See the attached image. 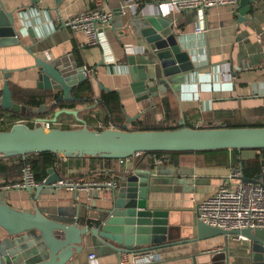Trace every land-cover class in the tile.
<instances>
[{"label": "crops", "instance_id": "1", "mask_svg": "<svg viewBox=\"0 0 264 264\" xmlns=\"http://www.w3.org/2000/svg\"><path fill=\"white\" fill-rule=\"evenodd\" d=\"M0 2L4 11L12 13L15 22L31 31L35 38L32 45V41L23 37V45L30 46V52L20 46L0 48V96L6 73L9 74L8 86L16 94L17 103L25 105L20 92L41 96L47 90L37 87L34 59L51 62L67 57L70 64L92 74L90 79L86 78L92 86V102L72 109L78 112L79 119L89 130L121 129L125 126L127 130L135 131L134 122L147 126H179L180 121L194 128H222L221 118L216 114L227 112L235 114L244 124L264 119V0L253 5L245 16L246 22H239L237 6L180 13L173 11L166 15L161 8L163 16L172 22L173 30L179 36L180 48L191 58L194 70L183 74L182 79L173 84L172 90L157 95L152 100V108L147 101H135L129 87L130 77L123 67L127 55L138 53L136 41L132 37L120 36L114 26L121 24L124 27L128 16L155 11L157 0H106L105 9L114 13L113 24L99 28V42L93 47L86 46L83 34L71 32L62 22L92 9L94 0H63L56 12L53 0ZM143 2V7L137 12V4ZM122 8L125 9L124 14L119 12ZM196 28L206 31L196 34ZM75 53L82 66L78 65ZM105 89L119 96L122 122L118 127L109 123L99 101L100 93H105ZM163 101L170 108L167 118ZM256 109H263V117L254 115ZM55 111L42 118L51 120ZM0 113L5 112L0 110ZM127 119L133 120L128 123ZM55 124L52 129H79L84 126L67 115H60ZM239 156L250 159L255 152L243 151ZM159 159L162 158L140 155L120 163L119 160L87 157L66 161L59 158L54 171L62 179L87 184L115 180L119 175L136 169H152L156 173L158 180L155 190L149 194L148 208L168 212L171 242L181 243L141 255L121 254L127 257L126 264H252L245 241L229 237L226 252H223L225 240L221 237L187 242L195 237L192 201L212 196L224 183L233 184L228 181L235 170L216 166L217 160L211 156L184 155L178 158L177 166L168 164L167 157L165 162L157 164ZM19 179V174L13 172L9 181ZM0 193L4 202L14 209L25 212H32L35 207L61 209L69 216L77 215L80 226H86L88 222L92 224L97 211L106 207L110 199L109 190L103 189H82L77 193L56 189L53 195H40L37 201H33V192L29 194L26 190ZM3 237L0 230V239ZM90 255L94 257L90 259ZM119 257L107 249L83 243L82 250L74 251L64 264H118ZM0 264H4L1 259Z\"/></svg>", "mask_w": 264, "mask_h": 264}, {"label": "water", "instance_id": "2", "mask_svg": "<svg viewBox=\"0 0 264 264\" xmlns=\"http://www.w3.org/2000/svg\"><path fill=\"white\" fill-rule=\"evenodd\" d=\"M55 9L63 0H53ZM259 0H236L239 22H246V15ZM120 14L121 11L119 10ZM116 28V29H115ZM120 36L132 37L138 53L127 55L123 67L130 77V90L136 102L152 100L172 86L182 75L194 70L191 58L182 51L179 36L172 22L163 16L159 6L155 11L138 16H128L124 27L114 26ZM34 45L31 31L15 22L12 13L4 11L0 2V48L23 45V37ZM67 57L45 62L34 59L39 89L60 92L51 108L61 102L73 101L72 88L86 80L83 68L70 64ZM0 110L19 116L38 115L45 111L21 105L12 99L8 86L9 74H4ZM108 92V89H105ZM60 115L79 119L75 110L60 109L51 120L55 123ZM138 118V117H135ZM133 119H127L131 122ZM222 150H264V127L239 128H188L180 121L179 128L161 131H130L121 129L89 130L43 129L14 125L0 131V160L24 159L28 155L51 153L62 159L93 158L99 160H126L138 154L150 153H203ZM177 176V175H176ZM178 177V176H177ZM180 178L178 177V180ZM60 180L54 169L33 191V201L40 195H53L54 184ZM157 175L152 169H136L119 175L115 186L109 190L107 206L97 211L91 225L80 226L78 216H69L64 210L34 208L32 212L17 210L4 202L0 193V259L4 264H64L73 252H80L83 243L104 248L113 254L141 255L181 242H171L168 212L149 209L147 200L155 190ZM241 183L256 184L264 188V174L248 179L242 173L235 177ZM195 237L187 242H202L221 237L227 251L229 237H241L248 245L251 263L264 264V230L224 231L205 225L194 214Z\"/></svg>", "mask_w": 264, "mask_h": 264}, {"label": "built area", "instance_id": "3", "mask_svg": "<svg viewBox=\"0 0 264 264\" xmlns=\"http://www.w3.org/2000/svg\"><path fill=\"white\" fill-rule=\"evenodd\" d=\"M106 0H94L93 8L77 16L64 20L62 23L73 33H81L85 37L87 47L98 45V31L100 27L112 26L114 13L105 9ZM158 6L163 8L165 15L173 11L186 12L194 10H207L226 6H236V0H157ZM128 7V6H127ZM134 10L133 6H131ZM121 14L125 9H120ZM205 29L196 28V34L205 33ZM85 78L90 79V71L84 70ZM28 107V106H27ZM29 115L24 117H10L8 114L0 117V131H7L14 125H32L35 128L52 129L51 122H42L40 117ZM86 127V125H84ZM100 126H98V130ZM138 154L135 156H140ZM128 160V159H126ZM165 158L156 161L161 164ZM63 161H66L63 159ZM122 163L125 160H119ZM241 174L240 170H235L229 178V182L218 187L215 193L201 201H192L198 219L210 227L224 231L231 230H264V188L256 184L241 183L234 180ZM41 184V183H40ZM40 184L34 181L33 173L28 164L22 167L21 178L14 182L0 187V191L31 190L33 191ZM230 184V183H229ZM56 189H65L77 193L82 189L110 190L115 186L114 179H107L93 183H78L68 178H60L54 184ZM237 241H245L241 237L235 238ZM146 255V254H144ZM94 256L90 255L92 259ZM126 256L120 255L118 264H126Z\"/></svg>", "mask_w": 264, "mask_h": 264}, {"label": "trees", "instance_id": "4", "mask_svg": "<svg viewBox=\"0 0 264 264\" xmlns=\"http://www.w3.org/2000/svg\"><path fill=\"white\" fill-rule=\"evenodd\" d=\"M148 0H145L147 2ZM143 3L137 4L136 11L143 7ZM75 57L77 58V63L79 66H82L81 61L78 59L76 53ZM12 93V92H11ZM21 96L25 101V105L31 107L32 109L39 110L41 106H45V111L39 113V117H44L51 114L53 111L57 109H67L72 110L77 106L83 104H89L93 99V90L90 82L85 80L81 83H78L72 88L71 97L73 101L71 102H61L55 104L53 108L52 105L54 101L57 99L60 92H52L51 90H47L43 92L41 96H33L29 92H20ZM12 99L15 102H19L16 98V94L12 93ZM99 101L101 106L106 114V118L109 120L113 126L118 127L119 123L122 122L121 116V104L119 101V96L116 92H101L99 96ZM163 108L165 110V118L168 117V113H170V108L166 102H162ZM254 115L258 118L263 117V109H256L253 111ZM5 114H8L10 117H24L19 116L13 113H0V117H4ZM217 117L221 118L222 128H239V127H264V119L263 120H255L252 124H244L240 122L236 115L233 113H217ZM263 121V122H261ZM134 125L137 127V130L140 131H161V130H174L179 128L177 124L172 126L168 125H142L141 122H134ZM185 126L188 128H194L191 125L185 123ZM29 128H35L32 125H28ZM212 128V127H207ZM61 130H69L68 127H62ZM243 152V151H242ZM255 152V156L250 159H241L240 153L235 150H222V151H213V152H203V153H150V154H142V155H150L161 158H168V164L177 166V160L179 157L184 155H203V156H211L215 157L216 166L220 167H230L233 170H240L242 175L248 179H253L255 176L260 173L264 174V150H253ZM59 156L51 153H41V154H33L28 155L24 159L21 158H12L7 160H0V180L3 182L0 183V187L10 184L13 181H9L11 178V174L13 172H17L21 178V170L22 167L28 164L33 173L34 181L38 184L42 183L44 179L47 177V171L49 169H55ZM14 183V182H13ZM91 223L88 222L87 225Z\"/></svg>", "mask_w": 264, "mask_h": 264}, {"label": "rangeland", "instance_id": "5", "mask_svg": "<svg viewBox=\"0 0 264 264\" xmlns=\"http://www.w3.org/2000/svg\"><path fill=\"white\" fill-rule=\"evenodd\" d=\"M264 121V120H263ZM263 121H261V122H263Z\"/></svg>", "mask_w": 264, "mask_h": 264}]
</instances>
